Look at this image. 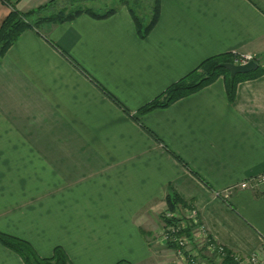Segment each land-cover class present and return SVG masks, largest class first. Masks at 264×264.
Here are the masks:
<instances>
[{
  "label": "crops",
  "instance_id": "obj_1",
  "mask_svg": "<svg viewBox=\"0 0 264 264\" xmlns=\"http://www.w3.org/2000/svg\"><path fill=\"white\" fill-rule=\"evenodd\" d=\"M102 1L110 16L48 26V39L27 29L0 58V231L72 264H182L156 243L171 188L214 243L264 257V189L237 186L264 171V74L233 102L219 77L141 115L155 137L97 85L133 114L209 56L264 55V0H159L145 37L126 0ZM10 9L0 0V24ZM0 264L24 262L0 244Z\"/></svg>",
  "mask_w": 264,
  "mask_h": 264
},
{
  "label": "trees",
  "instance_id": "obj_2",
  "mask_svg": "<svg viewBox=\"0 0 264 264\" xmlns=\"http://www.w3.org/2000/svg\"><path fill=\"white\" fill-rule=\"evenodd\" d=\"M3 1L8 4L11 9L0 24V58L5 55L7 49L17 40L19 35L27 29H33L48 39L45 32V29L48 28V26L69 21L81 14H88L93 18L102 19L110 16L115 11L114 8L99 10L88 6L87 3H89V0H49L43 5L21 12L10 1ZM125 2L128 4L130 13L133 17L137 34L140 37L147 36L158 20L159 0H152V2H150L151 4L148 9V19L146 22L143 21V17H141L139 13L129 4L128 0ZM236 56L237 54L234 53H222L205 58L194 69L190 70L177 81L168 85L161 93L139 107L133 114H130V111L102 86L99 84L97 85L115 104L121 107L131 118L143 126L140 122L141 115L156 108L167 107L176 100L211 84L219 77H222L223 79L228 100L233 102L237 85L240 82L254 79L264 74V55L253 58L259 63V66L255 70L248 73H238L231 76L228 70L219 66L220 63H236ZM144 129L150 135L155 137L149 129L145 127ZM172 155L182 164H185L179 157L173 153ZM229 194L230 192L224 196V194L218 193V195L223 197V199L227 202ZM166 205L167 207L165 212L160 216L164 227L180 224L183 221V217H181L183 209L190 207L189 204L186 203L171 188L168 189L166 194ZM166 212L173 215L171 217H167L165 215ZM184 223L185 226L183 228L173 231L170 236H183L187 239L190 245L192 244L193 248H196L197 242L195 241L196 238L193 235L195 225L190 220H184ZM210 243L214 246L212 251L207 249ZM0 244L18 254L24 264H72L61 246H55L51 256L41 257L36 253L35 249L28 241L1 231ZM165 244L167 247L172 248L175 251L184 249V247H180L170 238L165 240ZM198 249L200 253L202 251L210 253V257H205L200 254V256L205 259L207 264H240V259L235 258L231 250L214 243L209 236H207L205 244ZM184 254H186L189 259L188 264H199L195 263L194 259L190 257L191 255L194 256L193 254L188 252H184ZM116 264L132 263L127 260L120 259L116 262Z\"/></svg>",
  "mask_w": 264,
  "mask_h": 264
},
{
  "label": "built area",
  "instance_id": "obj_3",
  "mask_svg": "<svg viewBox=\"0 0 264 264\" xmlns=\"http://www.w3.org/2000/svg\"><path fill=\"white\" fill-rule=\"evenodd\" d=\"M254 57L252 55L249 54H239L236 56L235 61L238 64H243L246 63L248 60L253 59ZM240 188H251L253 190H261L264 189V171L256 176L250 177L248 179H245L241 182L238 183L237 185ZM230 189H233L232 187ZM229 190L227 189L226 192H228ZM165 215L167 217H171L173 214L166 212ZM181 217H183V221L180 224H177L175 226L169 225L167 227H165L164 229V234H163V238L164 240L167 239H172L173 241H175L180 247H185L189 244V242L187 241V239L185 237H177V236H173L171 237V233L173 231H177L179 228H183L185 226L184 220H190L194 225V229H197L199 227V229H202V225H200V223L198 222V218H197V211L193 208L186 210L185 209V213H183L181 215ZM194 235V233H193ZM206 235V234H205ZM205 238V242L207 241V235L204 236ZM208 249H210L211 251L214 249V246L210 243L208 245ZM221 249V248H220ZM219 249V250H220ZM179 254H181V250H176ZM235 258L240 259V263L241 264H264V257H262L260 255V253L254 252L251 253L248 256L242 257V256H238V255H234Z\"/></svg>",
  "mask_w": 264,
  "mask_h": 264
},
{
  "label": "rangeland",
  "instance_id": "obj_4",
  "mask_svg": "<svg viewBox=\"0 0 264 264\" xmlns=\"http://www.w3.org/2000/svg\"><path fill=\"white\" fill-rule=\"evenodd\" d=\"M114 5H112L111 7L115 6L117 4V0H114ZM151 0H129V4L139 13V15L141 17H143V21L146 22L147 19H148V13H149V10H148V3L150 2ZM88 6H91L93 8H96V9H99V10H104V9H107L110 7V5H105V3L102 1V0H92L91 2L87 3ZM198 220V219H197ZM199 222V220H198ZM164 229L165 227H163V230L161 231V233L159 232L158 233V238L156 239V243L157 245H160V242L161 243H164L165 244V240L164 238L162 237L163 236V232H164ZM193 233H194V237L196 238L195 241L197 242V246L196 248H193L192 247V244L191 245H187L186 247H184L183 250H181V254H184V252H189V251H193L192 254L194 256H190L192 259H194L195 263H199V264H207L205 259L203 257L200 256L203 255L205 257H210V253L209 252H206V251H202L201 253L199 252V249L200 247H202L204 244H205V238L204 236L205 233L204 231L201 229H199V227L197 229H193ZM221 246V245H219ZM159 247V246H158ZM161 249L165 250V246H161ZM193 249V250H192ZM198 249V250H197ZM208 249V248H207ZM209 250V249H208ZM176 251H170V253H168V260H177V254L174 253ZM165 255V254H164ZM183 261H182V264H188V257L186 256V254H184L183 256ZM164 258V257H163ZM176 258V259H175ZM165 259V258H164ZM125 260V259H124ZM241 264V263H240Z\"/></svg>",
  "mask_w": 264,
  "mask_h": 264
},
{
  "label": "water",
  "instance_id": "obj_5",
  "mask_svg": "<svg viewBox=\"0 0 264 264\" xmlns=\"http://www.w3.org/2000/svg\"><path fill=\"white\" fill-rule=\"evenodd\" d=\"M219 66L228 70L230 75L233 76L238 73H248L255 70L259 66V63L255 59H250L243 64L220 63Z\"/></svg>",
  "mask_w": 264,
  "mask_h": 264
}]
</instances>
